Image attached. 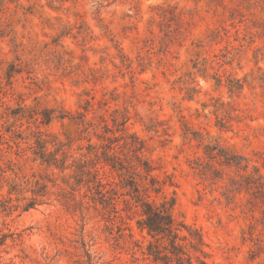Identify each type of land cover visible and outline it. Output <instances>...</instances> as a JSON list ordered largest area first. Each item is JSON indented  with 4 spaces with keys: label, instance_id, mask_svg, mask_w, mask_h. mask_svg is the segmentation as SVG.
<instances>
[{
    "label": "rangeland",
    "instance_id": "obj_1",
    "mask_svg": "<svg viewBox=\"0 0 264 264\" xmlns=\"http://www.w3.org/2000/svg\"><path fill=\"white\" fill-rule=\"evenodd\" d=\"M1 233L0 264H264V0H0Z\"/></svg>",
    "mask_w": 264,
    "mask_h": 264
},
{
    "label": "trees",
    "instance_id": "obj_2",
    "mask_svg": "<svg viewBox=\"0 0 264 264\" xmlns=\"http://www.w3.org/2000/svg\"><path fill=\"white\" fill-rule=\"evenodd\" d=\"M37 184H39V183L37 182ZM94 185H95L96 188H97V189H96V190H97V193L100 194V195H102V194H103V193H102L103 185H102V183H101L99 180L96 179V177L94 178ZM32 193L35 194L36 192L32 190ZM25 207H26L25 209H27V208H29L30 206L27 205V206H25ZM149 229H150V228H149ZM7 237H8L7 234H4V233H1V234H0V246H2V245L5 244V241H6ZM10 237H11V236H10Z\"/></svg>",
    "mask_w": 264,
    "mask_h": 264
}]
</instances>
